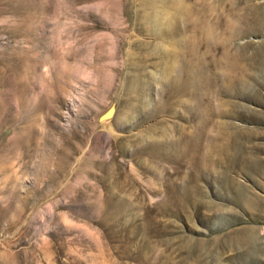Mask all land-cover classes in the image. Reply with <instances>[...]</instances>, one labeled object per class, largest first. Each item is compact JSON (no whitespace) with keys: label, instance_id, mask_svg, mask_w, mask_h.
Wrapping results in <instances>:
<instances>
[{"label":"rangeland","instance_id":"374dc122","mask_svg":"<svg viewBox=\"0 0 264 264\" xmlns=\"http://www.w3.org/2000/svg\"><path fill=\"white\" fill-rule=\"evenodd\" d=\"M223 1L200 37L172 0H0V264H264V0Z\"/></svg>","mask_w":264,"mask_h":264},{"label":"bare ground","instance_id":"6f19581e","mask_svg":"<svg viewBox=\"0 0 264 264\" xmlns=\"http://www.w3.org/2000/svg\"><path fill=\"white\" fill-rule=\"evenodd\" d=\"M172 2H174L173 6L175 9L180 7L184 9V19L183 22L181 21L179 33L190 30L192 34L200 37H208L216 32L222 33V26L226 22L225 20L234 16L237 8V4L234 1L226 3L223 0H172ZM171 14L173 15L174 13ZM172 17L171 19H174L175 15Z\"/></svg>","mask_w":264,"mask_h":264}]
</instances>
